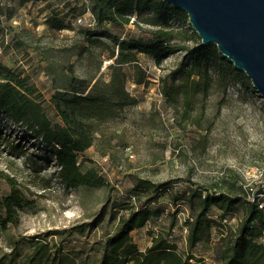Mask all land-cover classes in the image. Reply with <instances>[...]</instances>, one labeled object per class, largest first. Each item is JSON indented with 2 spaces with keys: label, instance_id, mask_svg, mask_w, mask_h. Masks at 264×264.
<instances>
[{
  "label": "rangeland",
  "instance_id": "1",
  "mask_svg": "<svg viewBox=\"0 0 264 264\" xmlns=\"http://www.w3.org/2000/svg\"><path fill=\"white\" fill-rule=\"evenodd\" d=\"M90 1L0 0V60L31 79L55 123L62 120L49 100L57 90L91 89L96 81H111L118 47L112 57L113 43L103 37L105 45L91 42V35L111 33L122 42L150 45L154 43L151 32L161 28L138 20L137 15L125 26L107 22L92 27ZM84 14L83 22L77 23ZM151 16L158 19L156 14ZM169 20L173 42L190 49L201 42L187 14ZM221 57L208 65L211 82L207 86L201 82L202 92L194 96L187 122L183 102L179 100L176 109L164 96L167 83H174L172 73L187 58L185 52L167 56L161 64L153 55L140 53L137 65L122 66L125 91L137 102L103 123L98 141L77 158L82 173L93 168L104 179L103 188L63 184L52 151L26 127L0 113V171L9 175L0 173V264H100L104 237L116 226L110 220L114 203H133L129 199L135 195L138 177L169 181L175 189L193 181L222 193L231 191L232 185L236 192L240 186L264 185V98L244 73ZM182 83L176 79V84ZM178 205V222L168 240L205 264H222L221 240L239 228L244 207L239 204V210L224 220L222 212L212 207L208 214L217 227L209 241L189 251L192 210L186 203ZM123 206H119L121 213L127 210ZM148 206L163 214L132 232L142 252L152 245L153 235L167 233L169 212L176 211L166 193ZM71 225L77 226L67 233L60 230Z\"/></svg>",
  "mask_w": 264,
  "mask_h": 264
},
{
  "label": "trees",
  "instance_id": "2",
  "mask_svg": "<svg viewBox=\"0 0 264 264\" xmlns=\"http://www.w3.org/2000/svg\"><path fill=\"white\" fill-rule=\"evenodd\" d=\"M90 8L95 25L113 22L125 26L131 23L132 16L137 15L138 20L152 26L159 25L161 28L151 32L154 43L150 45L143 41L122 42L120 37L111 33L91 35L90 41L94 43L105 45L100 37L111 41V56L116 57L117 53L119 55L116 65L112 66V78L109 83L96 81L91 89L87 87L80 90L73 86L70 90H57L49 102L55 107L62 123H55L47 116L41 95L31 79L24 72L12 70L0 60V113L10 116L17 125L26 127L52 151L60 166L59 178L63 184L76 188L99 189L105 187L104 179L98 177L93 168L82 173L77 158L79 153L90 149L98 141L99 127L103 123L137 102L125 91L122 66L137 65L140 53L153 55L156 63L161 64L163 58L179 51L185 52L187 58L172 73L174 83L172 86L167 83L164 96L176 109L179 107L178 101L183 102V119L187 122L192 100L197 93L202 92L201 82L206 86L211 82L208 65L218 63L222 57L213 45L205 46L199 42L190 49L173 42L174 30L169 19L182 16L184 12L163 0H91ZM145 14L149 15L146 20L142 18ZM155 14L158 19L152 18L151 15ZM195 77L202 81L195 80ZM176 79L183 83L176 84ZM141 81L142 79L138 82ZM230 188L231 191L222 193L216 188L203 189L197 183L188 181L175 189L169 181L155 183L148 179L135 178V195L129 199H133V203H114L110 220L116 226L114 231L104 237L100 264H205L204 259L193 256L191 252L180 251L168 240L178 222L179 203H186L192 210V217L188 222L189 251L194 250L198 244L209 241L212 229L217 227L218 223L208 214L212 207H217L222 212L221 219L224 220L228 215L237 212L241 204L244 207V217L239 228L230 231L221 240L219 259L222 264H264V209L260 208L263 201L259 196L249 199V191L243 186L237 192L233 185ZM256 190L257 194L264 193L263 187ZM164 193L176 211L169 212L171 222L167 233L153 235L152 245L142 252L131 234L146 227L153 219L162 217L163 211L148 205L158 203ZM119 206L125 207L126 212L121 213Z\"/></svg>",
  "mask_w": 264,
  "mask_h": 264
},
{
  "label": "water",
  "instance_id": "3",
  "mask_svg": "<svg viewBox=\"0 0 264 264\" xmlns=\"http://www.w3.org/2000/svg\"><path fill=\"white\" fill-rule=\"evenodd\" d=\"M163 2L187 14L202 45H215L264 98V0Z\"/></svg>",
  "mask_w": 264,
  "mask_h": 264
},
{
  "label": "built area",
  "instance_id": "4",
  "mask_svg": "<svg viewBox=\"0 0 264 264\" xmlns=\"http://www.w3.org/2000/svg\"><path fill=\"white\" fill-rule=\"evenodd\" d=\"M85 15H83L82 17H79V19L77 20V23H82L83 20H84L83 18H84ZM88 15H90L91 18H92V15H91L90 12L88 13ZM94 25H95V23H94V20L92 18L91 26L94 27ZM262 175H263V173H262ZM261 187L264 188V185H261ZM244 188H246L249 191V195H248L249 196V199H255L256 196L257 197L259 196L261 199H262V197H264V193L263 194H257V190H256L257 188L254 185L253 186H251V185L248 186L247 185V186H244ZM260 208L261 209H264V202H262Z\"/></svg>",
  "mask_w": 264,
  "mask_h": 264
},
{
  "label": "bare ground",
  "instance_id": "5",
  "mask_svg": "<svg viewBox=\"0 0 264 264\" xmlns=\"http://www.w3.org/2000/svg\"><path fill=\"white\" fill-rule=\"evenodd\" d=\"M0 173L6 178V177H9V175L8 174H4L2 171H0ZM14 180V179H13ZM17 182V181H16ZM9 209H11L12 211H14L15 212V209H13V208H11V207H9ZM77 226V225H76ZM75 225H71L70 227H66V228H60V230H62L63 232H65V233H67V232H70V230L72 229V228H75L76 227ZM79 227V226H78ZM47 231V230H46ZM49 232V231H48ZM48 232H46V234H48Z\"/></svg>",
  "mask_w": 264,
  "mask_h": 264
}]
</instances>
